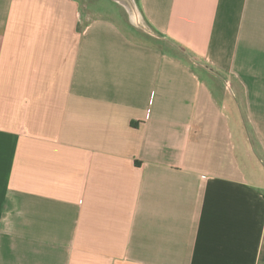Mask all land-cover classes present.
Listing matches in <instances>:
<instances>
[{
  "label": "crops",
  "instance_id": "1",
  "mask_svg": "<svg viewBox=\"0 0 264 264\" xmlns=\"http://www.w3.org/2000/svg\"><path fill=\"white\" fill-rule=\"evenodd\" d=\"M106 1L181 55L83 0H0V264H264V185L199 63L264 164V0Z\"/></svg>",
  "mask_w": 264,
  "mask_h": 264
},
{
  "label": "rangeland",
  "instance_id": "2",
  "mask_svg": "<svg viewBox=\"0 0 264 264\" xmlns=\"http://www.w3.org/2000/svg\"><path fill=\"white\" fill-rule=\"evenodd\" d=\"M83 3L88 6H96L101 8L105 13L112 15L120 23L124 31L132 38L141 41L143 43L159 45L168 51L174 52L181 55L182 51L178 48H173L169 43L160 41L156 38L155 34L148 32L138 24L139 19L132 17V15L125 11L124 7L118 4L109 3L106 0H83ZM116 16V17H115ZM141 22V21H140ZM203 66L202 74L206 75L209 79V84L212 86L215 94L220 98V100L226 105L227 109L231 115L232 125L239 138L242 148L247 151L249 160L246 164L247 169L254 171L257 181L263 183L264 185V164L257 162L252 156L247 140L248 134L245 132L243 127V113H242V99L241 91L238 85L234 84L224 73L211 67L209 64L204 62H199ZM244 151V150H243ZM263 165V166H262Z\"/></svg>",
  "mask_w": 264,
  "mask_h": 264
},
{
  "label": "built area",
  "instance_id": "3",
  "mask_svg": "<svg viewBox=\"0 0 264 264\" xmlns=\"http://www.w3.org/2000/svg\"><path fill=\"white\" fill-rule=\"evenodd\" d=\"M138 24H141L140 22H138ZM142 25V24H141ZM143 27V26H142ZM144 28V27H143Z\"/></svg>",
  "mask_w": 264,
  "mask_h": 264
}]
</instances>
